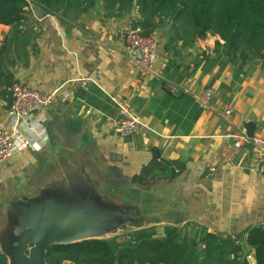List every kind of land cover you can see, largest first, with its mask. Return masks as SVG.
I'll use <instances>...</instances> for the list:
<instances>
[{
    "label": "crops",
    "instance_id": "0c3cea01",
    "mask_svg": "<svg viewBox=\"0 0 264 264\" xmlns=\"http://www.w3.org/2000/svg\"><path fill=\"white\" fill-rule=\"evenodd\" d=\"M24 16L3 72L55 93L41 110L44 145L31 147L17 137L12 155L0 163V249L7 264H15L8 255L14 256L18 232L5 216L19 207L40 206L43 214L83 211L89 221L103 209L106 220L118 215L120 225L99 238L148 227L160 232L164 225L230 235L264 225V173L254 169L250 147L231 163L219 158L230 132L246 122L252 134L264 127V73L257 65L205 61L200 53H208V37L171 58L162 48L168 36L163 26L153 32L161 45L147 73L127 58L117 37L138 18L135 10L109 16L99 3L80 14L50 12L30 1ZM10 31L0 25V48ZM169 58L177 68L164 74ZM78 78L88 81L80 85ZM210 87L214 96L203 106L198 96ZM113 99H124L141 121L132 136L113 133ZM9 100L10 93L0 95V121L7 126ZM226 103L233 113L223 119ZM162 160L180 169L132 182L145 165Z\"/></svg>",
    "mask_w": 264,
    "mask_h": 264
},
{
    "label": "trees",
    "instance_id": "16d2710c",
    "mask_svg": "<svg viewBox=\"0 0 264 264\" xmlns=\"http://www.w3.org/2000/svg\"><path fill=\"white\" fill-rule=\"evenodd\" d=\"M30 1L50 12L80 14L99 3L109 16L135 10L138 18L130 27H139L143 35L168 26L162 48L171 58L209 37L210 55L200 53L205 61L222 58L224 64L257 65L264 70V0H0V25L11 28L0 48V95L4 98L15 80L3 72L2 62L21 31ZM170 68L177 67L169 58L163 73ZM175 168L180 169L176 161L162 160L145 165L131 180L138 182L155 172L170 177ZM245 246L253 251L255 264H264V225H253L235 235L189 224L164 225L160 232L154 227L140 228L108 238L50 245L44 259L46 264H249ZM0 264H7L1 250Z\"/></svg>",
    "mask_w": 264,
    "mask_h": 264
},
{
    "label": "built area",
    "instance_id": "2783aa9c",
    "mask_svg": "<svg viewBox=\"0 0 264 264\" xmlns=\"http://www.w3.org/2000/svg\"><path fill=\"white\" fill-rule=\"evenodd\" d=\"M118 39L125 47L127 58L144 72L151 73L157 56V40L154 34H141L139 27H128L117 32ZM86 78L75 80L85 85ZM54 91L44 92L21 82L10 86V102L7 109L8 126L0 121V163L8 159L14 149V141L21 137L31 147L44 145L46 132L41 110L50 105L54 99ZM213 88L204 89L198 96L203 106H208L214 96ZM116 107V119L113 133L118 137H129L135 134L141 121L129 109L124 99H113ZM233 108L226 103L222 107V117L227 119ZM243 126V125H242ZM228 142L219 151L223 163H231L246 147H250L253 167L264 173V127L258 133L248 136L244 127L235 129L228 135ZM211 171L214 168H210ZM244 257L250 264L254 260L253 251L244 247Z\"/></svg>",
    "mask_w": 264,
    "mask_h": 264
},
{
    "label": "water",
    "instance_id": "95a60500",
    "mask_svg": "<svg viewBox=\"0 0 264 264\" xmlns=\"http://www.w3.org/2000/svg\"><path fill=\"white\" fill-rule=\"evenodd\" d=\"M245 129L247 135L251 136L250 122L245 123ZM107 214V210H99L97 220L95 218L89 221L83 211L58 212L54 209L53 212L47 211L43 214V208L40 206L12 209L5 218L15 226L18 235L13 239L14 256H8L11 260H15V264H46L44 256L46 248L50 245L99 238L106 232H112L117 225H120L121 220L118 215L106 220ZM114 221L117 223L112 224ZM28 243H31L30 247H27ZM0 250L3 252L2 249ZM3 253L7 258L6 253Z\"/></svg>",
    "mask_w": 264,
    "mask_h": 264
},
{
    "label": "rangeland",
    "instance_id": "374dc122",
    "mask_svg": "<svg viewBox=\"0 0 264 264\" xmlns=\"http://www.w3.org/2000/svg\"><path fill=\"white\" fill-rule=\"evenodd\" d=\"M207 39L210 41V44H207V45H208V49H207V50H208V53H207V55H210L209 53H210V50H211V45H212V44H211V41H212V39H210L209 37H208ZM206 43H207V42H206ZM157 45H158V47L161 45L159 41L157 42ZM203 51H205V50H203ZM257 67H258V66H257ZM237 70H238V69L235 68V69H234V72H235V73H239ZM256 70L260 71L261 73H264V70H262L260 67H258V69H256ZM248 72H251V70H248Z\"/></svg>",
    "mask_w": 264,
    "mask_h": 264
}]
</instances>
